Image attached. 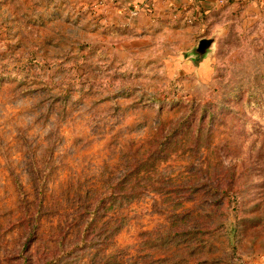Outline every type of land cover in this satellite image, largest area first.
Returning a JSON list of instances; mask_svg holds the SVG:
<instances>
[{
	"label": "rangeland",
	"instance_id": "374dc122",
	"mask_svg": "<svg viewBox=\"0 0 264 264\" xmlns=\"http://www.w3.org/2000/svg\"><path fill=\"white\" fill-rule=\"evenodd\" d=\"M255 2L0 0V264H264Z\"/></svg>",
	"mask_w": 264,
	"mask_h": 264
},
{
	"label": "crops",
	"instance_id": "0c3cea01",
	"mask_svg": "<svg viewBox=\"0 0 264 264\" xmlns=\"http://www.w3.org/2000/svg\"><path fill=\"white\" fill-rule=\"evenodd\" d=\"M122 2V7L126 9L127 14L131 15L132 10H137V15L145 14L159 17L164 12H174L175 10L182 16L195 13L198 17L207 13L218 3H224L231 0H117ZM238 1V0H237ZM247 3H256L255 0H241ZM255 5V4H254ZM186 7V11L182 8ZM135 16V15H134Z\"/></svg>",
	"mask_w": 264,
	"mask_h": 264
},
{
	"label": "water",
	"instance_id": "95a60500",
	"mask_svg": "<svg viewBox=\"0 0 264 264\" xmlns=\"http://www.w3.org/2000/svg\"><path fill=\"white\" fill-rule=\"evenodd\" d=\"M212 43V38H200L197 45L191 50L190 54L186 58L182 57L181 61L187 67H197L206 58Z\"/></svg>",
	"mask_w": 264,
	"mask_h": 264
},
{
	"label": "built area",
	"instance_id": "2783aa9c",
	"mask_svg": "<svg viewBox=\"0 0 264 264\" xmlns=\"http://www.w3.org/2000/svg\"><path fill=\"white\" fill-rule=\"evenodd\" d=\"M220 1H221V0H220ZM182 9H183L184 11H186V7H183ZM151 13H152V12H150V14H151ZM131 14H132V15H137V14H138V13H137V10H132V11H131ZM173 14L176 15V14H179V13H178L177 10H175ZM188 20L191 21L190 19H188Z\"/></svg>",
	"mask_w": 264,
	"mask_h": 264
}]
</instances>
